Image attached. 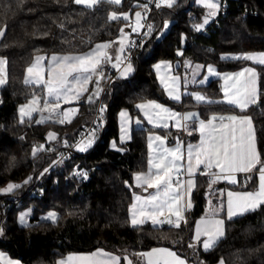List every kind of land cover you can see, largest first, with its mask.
I'll list each match as a JSON object with an SVG mask.
<instances>
[{"label": "trees", "instance_id": "trees-1", "mask_svg": "<svg viewBox=\"0 0 264 264\" xmlns=\"http://www.w3.org/2000/svg\"><path fill=\"white\" fill-rule=\"evenodd\" d=\"M145 2L123 0L116 5L101 1L88 8L74 0H0V28L4 29L0 56L8 61V78L0 90V189L9 183L19 185L10 195L0 192V223L6 217L0 249L25 264H54L69 253L98 248L119 254L121 264H125V257L132 264H144L142 256L136 254L160 246L174 248L194 264H264V204L227 220L224 237L212 249L204 251L194 244L195 224L205 213L209 195L228 187L210 186L201 176L193 194L194 207L179 227L151 223L133 226V176L147 169V130L134 129L129 143L117 150L111 148V142L119 139V112L126 109L136 118V104L141 101L197 108L204 118L235 112L222 104L197 105L189 96L183 103L171 101L159 85L153 66L168 61L179 68L187 62L235 71L250 64L234 57L244 52H264V0H223L226 14H218L202 31L194 25L201 22L204 10L193 0H176L171 8L154 9L148 38L131 62L134 74L126 80L117 79L103 98L106 111L97 137L86 151H77L43 176L44 169L57 159L61 143H74L90 125L99 98L83 103L79 116L67 125L39 123L36 118L21 122L18 106L40 92L24 83L26 68L39 54L83 53L98 43L115 41L125 20L110 19L109 14H133ZM163 30L166 34L159 38ZM256 67L261 104L246 113L253 121L262 165L264 65ZM204 90L214 98L222 95L218 80ZM50 131L58 134L55 143H47ZM37 145H43V149H38L34 157L32 149ZM77 172H87V179ZM232 187L256 190L258 178L254 175ZM18 199L21 201L16 204ZM28 209L32 216L27 224H21L20 216ZM49 212L57 214L55 222L41 220L40 216Z\"/></svg>", "mask_w": 264, "mask_h": 264}, {"label": "snow or ice", "instance_id": "snow-or-ice-1", "mask_svg": "<svg viewBox=\"0 0 264 264\" xmlns=\"http://www.w3.org/2000/svg\"><path fill=\"white\" fill-rule=\"evenodd\" d=\"M76 4H82L88 8H92L98 3V0H74ZM109 3L119 5L121 0H107ZM156 7L159 8L162 5L168 8L173 7L175 0H155ZM197 3L202 4L206 8L207 14L203 18L202 23L195 24L194 27L197 31L202 29L204 25L208 23L210 17L215 16L219 8V4L216 0H196ZM147 9V5L143 6ZM125 20L129 19L127 13H121ZM136 26L137 28L142 27L140 24L141 12L137 11ZM118 14L111 12L109 14L110 19H117ZM164 27H167V21H165ZM151 31V25L148 26ZM136 28H133L135 31ZM121 31V38L119 42L118 52L124 51L125 34L123 29ZM4 35V29L0 28V36ZM111 42H105L103 44H97L95 48L82 55H65L56 56L53 55L47 65L48 79H44V68L41 62L46 59L44 56H36L34 63L26 69L29 76L34 78L36 84L43 83L44 88L47 91V95L54 99L53 103L45 101L43 109L49 112H54L60 107V102H70L73 99H77L83 92L87 91V85L95 77L97 84L96 90L88 97L89 102L92 101L93 96H98L101 91L99 87V81L104 76L103 65L111 64L112 67L118 68L121 63L120 55L118 54L113 63L111 55L106 51ZM181 54V53H178ZM236 59H243L252 61L260 65H264V52H244L234 57ZM6 60L0 58V85L4 84V65ZM159 69V65L155 66ZM202 67V66H197ZM132 65L128 63L124 66L123 70L120 71L121 76H126L131 72ZM208 73L212 75H218L215 69L209 65ZM71 77V79H70ZM225 80L224 99L230 105H235L241 110L247 108L249 104H255L257 102V90H256V78L257 73L254 68L245 67L239 72L225 73L223 76ZM176 79L173 78V84L169 91V96L175 100L180 99V95L177 92ZM207 79V77H205ZM228 81H231L229 84ZM30 81L26 78L25 83ZM163 82V81H162ZM195 82V81H194ZM168 86L166 85V90ZM194 97L197 102H209L205 96L199 93L190 94ZM137 108L144 111V115L148 118L149 123H159L163 121V127H168L167 119H175V127L180 129L183 127L187 130V124H182V121L198 120V115L195 113H176L171 112L163 105L156 103V101L148 100L144 103L138 104ZM146 109H153L159 111H146ZM39 98L35 95L26 104H22L19 107V116L21 122L27 116L31 118L33 111H38ZM75 109H67L59 112L56 115V121L64 123L66 120L71 122V115ZM101 112L104 108L101 107ZM122 117L121 132L123 140L124 134H126V124L128 114L125 111L120 113ZM218 123L214 124L213 121ZM139 123V121H137ZM199 128L198 131L201 134L200 143L198 145L187 146V154L182 149V146L177 142L173 148H164V138L157 136L156 141H159L156 148H153V137H149V172L136 173L135 181L137 186H147L148 188L157 189L156 195L148 198H141L140 196H134L135 201L131 208V223L133 226L142 224L145 220H151L153 225L162 224L167 222L170 225L180 226V221L184 219L182 216L183 206L181 201L184 200L185 194L191 191L193 186V180L191 179L193 173L198 170L201 166L205 170L217 168L219 173L212 172L210 174L209 185L215 182L217 179H227L231 183H235V178L232 173L239 171H250L258 163V153L256 151L251 118L248 116H236L229 115L227 117H217L213 115L211 119L198 120ZM56 138V133L49 132L48 139L52 140ZM67 145V141H64ZM93 139L81 140L77 144L73 145L78 151H86L91 144ZM113 146H115L113 144ZM38 149H43V145L33 146L32 155L35 157ZM158 152V155L153 156V152ZM186 159V164L184 163ZM152 168L156 171L153 172ZM184 169L189 179L185 184L179 180L173 179L174 176H178ZM46 172L47 169H44ZM222 173H228V175H221ZM259 189L255 192H232L227 193V214L231 218L236 213L244 212L247 209H255L256 207L264 204V164L259 168ZM76 175L82 176L87 179V172H77ZM31 177H28L30 180ZM25 181V183L28 182ZM175 185V187H174ZM19 187L9 183L7 187L0 189V192L8 193L14 188ZM183 189V192L181 191ZM187 207H191V203L188 202ZM28 213H22L20 216L21 223H24L25 216ZM175 216V220L172 217ZM57 214L55 212H49L46 219H50L53 222L56 221ZM164 217V219H160ZM222 220L209 219L201 220L196 226L195 240H199L201 235L207 237L203 241V247L207 250L211 247L215 239L223 235L222 231ZM3 233V229L0 228V234ZM192 246L191 244L189 245ZM136 255L145 257L147 264H185V261L176 255L175 252L170 251L167 248H153L151 252L137 253ZM99 258H96V257ZM83 264H119L120 257L113 256L111 253H102L98 250L97 253L92 254L90 258H82ZM127 259V257H125ZM73 260V257H69L68 261ZM0 264H19V261H12L5 258L3 253H0ZM60 264H67L65 261H61ZM128 264H132L131 260H128ZM223 264V261H220Z\"/></svg>", "mask_w": 264, "mask_h": 264}, {"label": "crops", "instance_id": "crops-1", "mask_svg": "<svg viewBox=\"0 0 264 264\" xmlns=\"http://www.w3.org/2000/svg\"><path fill=\"white\" fill-rule=\"evenodd\" d=\"M101 1H107V0H99V2ZM176 1V0H175ZM98 2V3H99ZM216 2L220 5L221 0H216ZM193 3L197 6L200 7L205 11H208L206 8H204L202 6V4H199L196 2V0H193ZM81 6H84L82 4H79ZM97 5V4H96ZM163 6V5H162ZM86 7V6H84ZM220 7V6H219ZM136 13V12H134ZM134 13L131 14V20L134 19ZM219 14V8L217 10V13L215 16H212L209 18L208 23L206 24L205 28H202V30L207 29L218 17ZM117 18H123L122 15L118 14ZM124 19V18H123ZM125 20V19H124ZM130 20H125V24L123 27V33L125 34V41H124V51L122 53L118 52V48H119V42H120V38H121V33L118 37V39H116L115 41H111L109 47L106 49V51L109 53V55H111L113 63H115V58L116 56L119 54L120 58H121V63L119 65V74L117 79L118 80H126L128 79L130 76H132L134 74V67L132 66V71L129 72L126 76H121L120 75V71L123 70L124 66L122 67V62L124 59V55L126 54V52L128 51L130 45H131V41H132V35L128 29V23ZM201 30V31H202ZM163 33V35H161L160 37L164 36L166 34V32L163 30L161 31ZM98 44H103V43H98ZM97 45V44H96ZM94 45L90 50L83 52V53H70V54H51V55H47V54H39V56H44L46 57V59L44 61L41 62V65L44 68V79L47 80L48 79V71H47V65L49 63V61L51 60V57L53 55L56 56H65V55H82L85 53H88L90 51H92L95 46ZM38 56V55H37ZM36 57V56H35ZM0 58H4L6 60V64L4 65V78L5 81H7L8 78V61L5 57L0 56ZM35 61V58L33 60V62L29 65L31 66ZM168 62V61H167ZM159 62H157L154 66H153V70L155 73V76L157 78V81L159 83V85L162 87V89L164 90L166 96L173 102L175 103H183L184 99L186 97L189 96V98L197 105H211V104H222L225 105L227 107H231L233 109H235V112H227V113H214L211 114L208 118H204L201 115V112L199 109L197 108H187V109H182L181 107H174L171 105H167L164 103H161L159 101H156V103L163 105L165 108L169 109L171 112H176V113H195L198 115V120H209L211 119V117L213 115H216L217 117L220 116H229V115H236V116H248L250 117L246 111L249 110L251 107L255 106V104H249L247 106V108L241 110L239 107H236L235 105H230L228 104L225 99H224V87H225V80L223 78L225 73H234V72H239L241 71L243 68L245 67H250V68H254L256 73H257V78H256V90H257V101L259 100V82H258V70L256 65H258V63H254L252 61H250V64H247L243 67H241L238 70L235 71H220L215 65H211L216 73H218V75H212L208 73V66L209 65H200V64H196V65H181V67L176 68V65H173L171 62H168V65H159V69H157L155 66L158 65ZM28 66V67H29ZM197 66H202V67H197ZM27 67V68H28ZM26 68V69H27ZM118 69V68H117ZM205 77H207V79H205ZM28 79L30 82L29 83H25V79ZM173 78H178L176 79V86H177V92L180 95V99L179 100H175L172 97L169 96V91L171 90L172 84H173ZM71 79V77H70ZM24 83L28 86H34L40 89V92L35 94L36 97L39 98V108L40 110L38 111H33L31 114V118H36L37 122L39 123H45V122H54V123H58V124H63V125H67L72 123L80 114L81 111V106L83 105V103H89L88 97L96 90L97 88V84L95 82V77L93 78L92 81H90L87 85V91L83 92L77 99H73L70 102H64L63 100H61L60 102V107L58 109H56L54 112H49L48 110L43 109V104L45 101H48L49 103H53L54 99L50 96L47 95V91L44 88V84L40 83V84H36L34 82V78L32 76H29L25 70V74H24ZM185 80H187V82L185 83ZM218 80L220 82V89H221V97L220 98H214L213 96H210L205 90L204 88L206 86H208L209 84H211V82ZM163 81V82H162ZM195 81V82H194ZM228 83L230 84L231 81H228ZM6 84V82L2 85H0V90L1 88ZM166 85L168 86L167 90H166ZM99 87L101 89V79L99 81ZM192 93H199L203 96H205L209 101H212L211 103L209 102H197L194 97L190 94ZM100 95V92H99ZM98 96H93L92 101H95ZM33 97H31L30 99H28L27 101H25L24 103H21L18 106V118L20 120V116H19V107L22 104H26L29 100H31ZM91 101V102H92ZM148 101V100H146ZM146 101H141L138 102L136 104V109L138 111V116L135 118H133V116L131 115V113L126 110L123 109L121 111H125L128 114V119H127V124H126V134H124V138L123 140L121 139L122 137V132H121V126H122V117L120 115L121 111L118 114V123H119V139L118 141H112L111 142V148L112 149H120V145H125L127 143H129L132 140V134L134 129L137 130H147V145L149 143V137H153V148L155 149L157 144H159V141L155 140V137L160 136L162 138H164V144L163 147L164 148H173L176 146L177 142H179L182 146V149L185 153V157L187 154V146L189 144L195 146L198 145L200 143V139H201V134L198 131L199 128V123L198 120L194 121V120H188V121H182V124H187V130H185L183 127H181L180 129H178L177 127H175V119H167V124L168 127H163V121L159 122V123H149L148 118L144 115V111H142L141 109L137 108L138 104L144 103ZM155 101V100H153ZM75 109V111L73 112V114L71 115L70 119L71 122L69 123L67 120L64 123H59L56 121V115L59 112L65 111L67 109ZM146 111H159V110H153V109H146ZM29 117H25L24 120L26 119H31ZM251 118V117H250ZM137 121H139V123H137ZM214 124L218 123L217 121H213ZM251 124H252V131H253V137H254V143H255V147H256V151L258 153L257 150V144H256V137H255V130H254V125H253V121L251 119ZM50 132H54V131H50ZM49 133V132H48ZM56 133V132H54ZM58 139V134L56 133V138L49 140L48 139V134H47V143H55ZM113 144L115 146H113ZM153 156L158 155V152H153L152 153ZM259 156V154H258ZM148 160H149V148H148ZM260 160V158H259ZM184 163L186 164V159L184 161ZM261 167V163H258L255 167H253L250 171H239V172H235L232 173V175L235 178V183H231L229 180L227 179H217L215 180L214 183H212L213 185H218V184H225L226 186H228L227 188H223L222 190L219 191H214L212 192L209 197H208V202H207V206H206V210L205 213L203 214V216H201L196 224H195V228H194V234H193V241L195 242L194 244L199 245L204 251H208L210 249H212L225 235V226H226V221L229 219H234L237 218L239 216H242L248 212L254 211L256 209H258L260 206L256 207L255 209H247L244 212L240 213H236L235 215H233L231 218L228 217L227 214V193L229 191L232 192H255L258 191L259 189V168ZM204 169L203 166H201L198 170H196L191 179L193 180V186L191 188V191L187 194H185L184 196V200L181 201V204L183 206V211H182V216L184 217L183 220L180 221V225L184 222L185 217L187 212H189L190 210L193 209L194 207V203H193V194L194 191L196 190L197 187V183H198V178L200 175L201 170ZM258 169V171H257ZM152 171L155 172L156 169L152 168ZM209 171L211 172H216L219 173V169L217 168H213V169H209ZM144 173H148L149 172V164H147V169L145 171H142ZM181 172H185L184 169H181ZM180 172V173H181ZM140 173V172H137ZM136 174V173H135ZM135 174L133 176V201L131 206L134 203H138L137 201H135L134 196H140L141 198H148L150 196L156 195L157 189L155 188H148L146 185L145 186H137L136 181H135ZM221 175H228V173H222ZM256 175L258 178V187L256 190H244V189H238V188H233L232 186H236V185H241V183H245L246 180L250 179L252 176ZM189 179V176L187 178V180ZM186 180V181H187ZM186 181L182 182L185 184V187H187L186 185ZM175 187V185H174ZM181 191L183 192V189H181ZM190 202L191 203V207H187V203ZM225 205H224V204ZM130 206V208H131ZM224 211V212H223ZM222 213H224V215H222ZM130 219H131V212H130ZM160 219H164V217H161ZM173 220H175V216L172 217ZM209 220V219H218V220H222L223 224H222V231H223V235L217 237L215 239L214 244L209 247L207 250L204 249L203 247V241L205 239H207L206 236L201 235L199 240H195L194 237L196 235V226L197 223L200 222L201 220ZM147 223H151V220H145L144 223L142 224H138L136 226H142L145 225ZM155 226H164L163 223L162 224H156ZM175 226V225H174ZM155 248H167L172 252H175L177 256H179L181 259H183L185 261V264H194L189 262V260L183 256H181L180 254L177 253V251L174 248L171 247H167V246H160V247H155ZM98 250H101L102 253H111L113 256H117L120 257L119 260V264H121V256L119 254L116 253H112L109 252L107 250H104L102 248H98L95 249L93 251H87V252H76V253H69L68 255L58 259L54 264H60L61 261H65L67 262V264H83V259L82 258H90L92 257V254L97 253ZM152 250V249H151ZM151 250L147 251V252H151ZM0 253H3L5 258L8 260H12V261H19V264H25L23 263L20 259L18 258H14L11 254H9L8 252H6L5 250H1L0 249ZM69 257H73V260L68 261ZM96 258H99L98 256ZM128 258L125 260V264H128ZM142 261L144 264H147V260L145 257H142Z\"/></svg>", "mask_w": 264, "mask_h": 264}, {"label": "built area", "instance_id": "built-area-1", "mask_svg": "<svg viewBox=\"0 0 264 264\" xmlns=\"http://www.w3.org/2000/svg\"><path fill=\"white\" fill-rule=\"evenodd\" d=\"M147 5V9H145L143 6ZM156 2L155 0H146V2L141 6V8L138 10L141 12L142 21L140 24L142 27L137 28L136 22L131 20L128 23V29L132 35V41L131 45L124 55V59L122 62V67L125 66L128 63L132 62L133 56L135 52L141 47L145 41L148 38L149 35V29L148 26L151 25L152 28V22H151V16L153 13V10L156 9ZM227 12V9L223 6V0H221L220 7H219V16L225 15ZM133 28H136L135 31H133ZM203 33H207V31H203ZM161 35L158 37L160 38ZM104 68V76L101 78V91L99 95V100L95 109L94 117L88 127H86L78 139L74 143H69L67 141V145H65L64 141L61 143V150L57 156V159L54 161V163L47 168V171L44 172L43 176H45L48 172L53 170L57 165H62L65 163L67 159H69L73 154H75L78 150L73 145L77 144L81 140H87L89 138L95 139L98 135L99 129L101 128V119L104 117V113L106 111V106L103 103V98L105 94L111 89V87L114 85V83L117 80L119 70L117 68L112 67L111 64H105L103 65ZM101 107L104 108V111L101 112ZM212 172L209 170L202 169L200 172L201 177H204L209 182L210 174ZM42 176V177H43ZM188 178V175L186 172H181L178 176H174L173 179L179 180L180 182H185ZM21 200H16V204H18Z\"/></svg>", "mask_w": 264, "mask_h": 264}, {"label": "rangeland", "instance_id": "rangeland-1", "mask_svg": "<svg viewBox=\"0 0 264 264\" xmlns=\"http://www.w3.org/2000/svg\"><path fill=\"white\" fill-rule=\"evenodd\" d=\"M98 2H99V0H98ZM123 2V0H121V2H120V4ZM98 4V3H97ZM117 5V4H116ZM137 12V11H136ZM125 13H127L128 14V16H129V19L128 20H130L131 21V12H125ZM207 14V11H205V13L203 14V18H204V16ZM203 18H202V20H201V22L200 23H202L203 22ZM133 21H135L136 22V16H135V13H134V19H133ZM142 21V17H141V20H140V22ZM205 26L206 25H204V27L203 28H205ZM123 27H124V25H123ZM168 28H169V25L167 24V27H165V31H167L168 30ZM200 30H202V29H200ZM159 35H163V33L162 32H160L159 34H158V36ZM158 65H168V62L167 61H159V63H158ZM184 65H190V63H185ZM196 65V64H195ZM187 82V80H185V83ZM259 101V100H258ZM257 101V102H258ZM256 102V103H257ZM255 103V104H256ZM15 189H17V188H14L11 192H8V193H4V194H7V195H10V194H12V192H14L15 191ZM24 213H28L26 216H25V220H24V223H21V224H27L28 223V220L30 219V217L32 216V212H31V209H28V210H26ZM48 216V213H46V214H42L40 217H41V220H45V221H48V220H50V219H46V217ZM5 218L6 217H4L3 218V220L1 221V223H0V228H2L3 227V223H4V221H5ZM21 222V221H20ZM151 250V249H150ZM149 251V250H148ZM147 252V251H146Z\"/></svg>", "mask_w": 264, "mask_h": 264}, {"label": "water", "instance_id": "water-1", "mask_svg": "<svg viewBox=\"0 0 264 264\" xmlns=\"http://www.w3.org/2000/svg\"><path fill=\"white\" fill-rule=\"evenodd\" d=\"M163 37V36H162ZM160 37V38H162ZM261 104V101L259 100L256 104H255V107H259ZM164 226H170V224H168L167 222L163 223Z\"/></svg>", "mask_w": 264, "mask_h": 264}]
</instances>
